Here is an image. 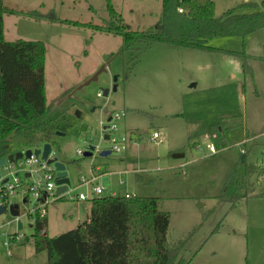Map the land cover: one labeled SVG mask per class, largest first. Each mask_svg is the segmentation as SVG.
<instances>
[{
    "label": "rangeland",
    "instance_id": "374dc122",
    "mask_svg": "<svg viewBox=\"0 0 264 264\" xmlns=\"http://www.w3.org/2000/svg\"><path fill=\"white\" fill-rule=\"evenodd\" d=\"M112 2L134 30L152 28L161 18L162 0ZM248 2L260 5L262 0H215V14L219 17L235 7L239 12L249 11ZM3 3L47 16L5 13L4 32L8 41H44L47 104L52 111L60 106L66 90H74L105 65L98 80L68 97L77 103L81 115L73 111L72 126L60 130L66 134L52 137L55 154L67 165L73 190L65 197L48 198L43 234L54 237L78 228L89 218L92 198L112 195V191L124 196L129 190L159 198L160 209L170 214L167 240L170 244L184 241L180 257L188 264H264V196L241 198L234 206L220 198L235 168L243 176L244 188L250 185L254 193L264 192V27L245 37L221 36L210 41L218 48L245 52L247 58L164 42L139 44L119 52L121 36L52 20L103 24L109 16L106 0ZM112 52L115 56L107 57ZM105 88L110 89L106 96ZM135 108L151 115L134 112ZM116 113L120 116L112 124L117 130L110 133L118 141L113 143L103 138L100 122ZM223 122L230 129L225 146L216 152L208 148L213 143L208 134L191 137L203 125ZM156 130L164 131L163 142L151 139ZM91 142L97 146L94 155L84 156ZM114 144L124 149L112 150ZM38 145L15 139L13 151ZM103 150L112 152L101 155ZM175 153L184 155L174 157ZM248 166L250 176L246 175ZM12 171L15 176L18 168ZM94 172L112 173L105 183L97 179L81 184V177L91 178ZM18 173L26 183L43 177L42 172L31 177H25L21 170ZM95 184L106 188L94 194ZM81 191L87 199L78 197ZM30 199L22 203L20 197L12 198L20 203L22 229L8 212L0 216V240L11 241L9 234L16 236L11 241L12 255H7L0 243V264H48V251L37 252L35 248L37 212L32 217L28 210L38 204Z\"/></svg>",
    "mask_w": 264,
    "mask_h": 264
},
{
    "label": "trees",
    "instance_id": "16d2710c",
    "mask_svg": "<svg viewBox=\"0 0 264 264\" xmlns=\"http://www.w3.org/2000/svg\"><path fill=\"white\" fill-rule=\"evenodd\" d=\"M106 1L109 16L103 24L56 17L52 20L121 36L119 52L132 50L139 44L164 42L244 58H247L245 52L218 48L210 41L221 36L245 37L264 27V0L260 5L246 3L249 11L239 12L235 7L219 17L215 14L214 0H162L160 20L156 26L142 31L132 29L112 0ZM3 2L0 0V158L15 152V139L26 144L41 143L51 141L56 131H67L72 126V109L77 105L67 98L73 88L64 93L54 111L47 104L44 41L5 38V13L47 16L35 10L8 8ZM115 54L112 52L107 57ZM133 111L151 115L136 108ZM226 124L203 125L191 137L208 134L219 149L226 144L225 134L230 129ZM251 173L248 166L246 175ZM242 185L243 176L235 168L220 198L231 201L234 206L241 198L264 196V192L254 193L252 186ZM46 223V215L36 217L33 237L37 252L48 251V264H188V260L180 257L184 241L170 244L167 240L170 214L160 209L158 197L97 196L91 200L87 221L54 237L43 234Z\"/></svg>",
    "mask_w": 264,
    "mask_h": 264
},
{
    "label": "built area",
    "instance_id": "2783aa9c",
    "mask_svg": "<svg viewBox=\"0 0 264 264\" xmlns=\"http://www.w3.org/2000/svg\"><path fill=\"white\" fill-rule=\"evenodd\" d=\"M179 11L182 12L183 9L179 8ZM98 94L101 95L102 93L99 92ZM119 116H120L119 113H116L115 116H113V115L111 116L110 121L107 120L106 122H104L101 120V122H100L103 134L104 135L109 134L108 139L110 141H112L113 143H116L118 140L115 136H113L110 133V130L111 129L117 130V126L115 124H112V122H113L115 117L118 118ZM105 124L108 125L106 128H105ZM164 137H165V133L162 130L153 131V133L151 134V139L153 141H157V142H163ZM103 138H104V136H103ZM124 139L126 140L125 137H124ZM208 148L212 152H216V150H217V147L215 146L214 143L209 144ZM120 149H124V147L120 148V146L118 144L113 145L112 150L119 151ZM21 150L25 153V149H21ZM78 153L82 154L83 152H82V150L79 149ZM28 166H30V167L28 168ZM33 166H36V167H33ZM15 167L18 168V171L19 170L23 171L25 173V175H26V173H29L30 176H28V177H31L34 175V173H39V172L43 173V177L37 181H34L33 183H26L24 181V179L19 176L18 171L15 172L16 175L14 176V172L12 170ZM7 170H8V173L5 174L4 172ZM4 178H8V180L3 183L2 180ZM80 180H81V184L88 185L95 180V177L92 176V178H87L86 176H83L80 178ZM56 187H57L56 169H55L54 165L47 163L46 160H42L40 158V156L38 157L34 153H32V155L30 157L23 158L22 160H18L14 164L8 162L1 169L0 205H2V204L9 205L10 202H12V198L14 196L20 197L22 199V203L29 202L31 200L30 197H32L36 201V204H38V205L36 206V208L29 209L28 214L33 217L34 216L33 213L37 212V216L43 217L45 215V207L48 204V198L50 196L57 197V198L65 197V196H67V194H69L73 190V187L71 186L67 191L57 195L56 194ZM104 189H105V187L102 185L93 186V193L94 194H101L104 191ZM133 195H135V194H130V193L125 194L126 197H131ZM78 197L82 200H85V199H87L88 196L86 193L80 192L78 194ZM72 198H74V197L72 196ZM19 210H20V207H19ZM1 215L2 214H0V216ZM20 217H21L20 213L18 216H14V221L17 223V221L19 219H21ZM10 223L11 222H8L7 225ZM9 237H10L11 241H13V239L16 238V236L11 235V234H9ZM11 241L5 240L4 238H2L0 240V243L6 248L7 255H12Z\"/></svg>",
    "mask_w": 264,
    "mask_h": 264
},
{
    "label": "water",
    "instance_id": "95a60500",
    "mask_svg": "<svg viewBox=\"0 0 264 264\" xmlns=\"http://www.w3.org/2000/svg\"><path fill=\"white\" fill-rule=\"evenodd\" d=\"M103 70H105V65L102 66L101 69H98L90 78H88L87 80H85L83 83L79 84L76 88H74V90H72V92H70L69 94H67V98L71 97L77 90L82 89L84 86L89 85L92 81H96L99 79V75L103 72ZM117 81V77L114 78V82ZM195 85V84H193ZM117 85L114 84L113 86V90H116ZM110 89L109 88H105L103 89V94L106 96L109 94ZM92 110H95V107L92 108ZM74 114L76 116H80L81 115V110L79 108H75L74 110ZM111 120V117L108 118V121ZM108 125L105 126V128ZM56 135H65L66 132H62V131H56L55 133ZM109 138V134H105L104 135V139H108ZM40 145H38L35 148H25V153L22 150H18L15 152H11L10 154L1 157L0 158V177H1V169L3 168V166H5L8 162L14 164L16 163L18 160H22L23 158H28L32 155V153H34L36 156H40V158L42 160H46L47 163L49 164H53L55 169H56V194L59 195L65 191H67L71 186H72V182H71V178L69 176V171L67 170V165L64 161H62L59 156H57L55 154V150H54V143L53 141H44L39 143ZM97 146L91 142L90 144H88V146L86 147V151H84L83 155L84 156H93L94 152L96 150ZM111 153V150H103L101 151V155H108ZM183 153H175L174 157H181L183 156ZM244 157L245 155H242V160L244 162ZM26 177L30 176L29 173H26L25 175ZM107 178H104L103 183H105ZM8 180V178H4L2 180V182H6ZM20 204L19 202H10L9 205H5L2 204L0 205V214L3 213H9L11 216H18L20 213L19 210ZM17 228L20 230L23 228V222L21 219H19L17 221Z\"/></svg>",
    "mask_w": 264,
    "mask_h": 264
},
{
    "label": "crops",
    "instance_id": "0c3cea01",
    "mask_svg": "<svg viewBox=\"0 0 264 264\" xmlns=\"http://www.w3.org/2000/svg\"><path fill=\"white\" fill-rule=\"evenodd\" d=\"M214 1H215V0H214ZM67 91H68V90H66L65 92H67ZM65 92H64V93H65ZM64 93H63V94H64ZM46 96H47V95H46ZM76 107H77V105H76L75 107H73L72 112L75 110ZM82 112H84V111H82ZM111 116H112V114L109 115V118H110ZM251 139H252V138H250L249 141H250ZM177 152H179V151H177ZM246 156H247V155H246ZM96 170H99V167H97ZM125 171H126V170H125ZM126 172H127V171H126ZM111 173H112V172H109V173H108V172H105V173H104V172H101V173H99V174L97 175V174H95V172H94V173H91V178H92V176H93V177H95V180H97V179H102V181L104 180V178H107L106 181H108V180L110 179V174H111ZM106 181H105V182H106ZM93 182H94V181H93ZM93 182H91L90 184H92ZM122 183H124V181H122ZM88 185H89V184H88ZM99 185H100V184H95L94 186H99ZM102 186H103V185H102ZM104 187L106 188L105 185H104ZM104 190H105V189H104ZM81 192H83V191H81ZM126 193L134 194V193H131L129 190H126L124 194H126ZM117 194H118V193H117L116 191H112V195H117ZM95 197H97V196H95ZM95 197H94V198H95ZM92 199H93V198H92ZM92 199H91V200H92ZM46 206H47V205H46ZM45 215H46V213H45ZM87 220H88V219H87ZM46 229H47V228H46ZM46 229H45V230H46Z\"/></svg>",
    "mask_w": 264,
    "mask_h": 264
}]
</instances>
